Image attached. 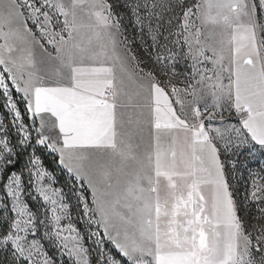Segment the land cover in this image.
<instances>
[{"label":"snow or ice","instance_id":"6c2138e0","mask_svg":"<svg viewBox=\"0 0 264 264\" xmlns=\"http://www.w3.org/2000/svg\"><path fill=\"white\" fill-rule=\"evenodd\" d=\"M261 159L264 0H0V264H264Z\"/></svg>","mask_w":264,"mask_h":264},{"label":"rangeland","instance_id":"374dc122","mask_svg":"<svg viewBox=\"0 0 264 264\" xmlns=\"http://www.w3.org/2000/svg\"><path fill=\"white\" fill-rule=\"evenodd\" d=\"M47 163H48V165H49L50 168H56V164H55V161H54L53 158L48 157V158H47ZM260 164H261V165H264V159H261V160H260ZM56 175H57V176H60V173H59L58 170H57V172H56ZM60 180H61L62 183H65V184L67 183V180H66L65 177H62V176H61V177H60ZM60 264H63V260H61Z\"/></svg>","mask_w":264,"mask_h":264}]
</instances>
